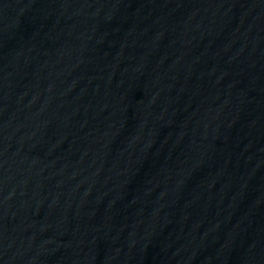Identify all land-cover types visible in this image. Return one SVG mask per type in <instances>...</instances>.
I'll list each match as a JSON object with an SVG mask.
<instances>
[{
    "label": "water",
    "instance_id": "water-1",
    "mask_svg": "<svg viewBox=\"0 0 264 264\" xmlns=\"http://www.w3.org/2000/svg\"><path fill=\"white\" fill-rule=\"evenodd\" d=\"M0 264H264V0H0Z\"/></svg>",
    "mask_w": 264,
    "mask_h": 264
}]
</instances>
